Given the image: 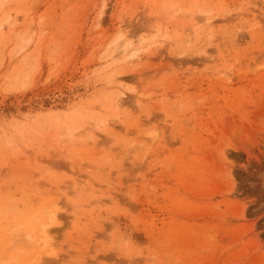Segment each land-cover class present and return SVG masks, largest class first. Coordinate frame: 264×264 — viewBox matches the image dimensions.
<instances>
[{"label":"rangeland","instance_id":"obj_1","mask_svg":"<svg viewBox=\"0 0 264 264\" xmlns=\"http://www.w3.org/2000/svg\"><path fill=\"white\" fill-rule=\"evenodd\" d=\"M0 264H264V0H0Z\"/></svg>","mask_w":264,"mask_h":264},{"label":"bare ground","instance_id":"obj_2","mask_svg":"<svg viewBox=\"0 0 264 264\" xmlns=\"http://www.w3.org/2000/svg\"><path fill=\"white\" fill-rule=\"evenodd\" d=\"M123 37V33H120L119 35H118V37L115 39V42L117 41V39L119 40L120 38H122ZM116 47L117 46H114L113 45V49H116ZM118 49L119 50H122L123 52H127L128 51V55L129 56H131V57H134V56H136L137 55V52H139V48L138 49H135V48H133V46L131 45V43H130V41H127V42H123V49H120V45L118 46ZM113 52H114V50H113ZM112 52V53H113ZM121 59H117V61H120ZM123 77H117L116 78V85H117V103L119 104V102H122L121 100H122V98H124V95H126L125 94V91L124 90H122L120 87L121 86H123L122 85V83L124 82V79H122ZM106 124L107 123H104L103 121H101L100 123H99V128H101V129H106ZM69 130V129H68ZM75 130H76V128H74L73 130H70V131H68L69 132V134L71 135V137H75V135H76V132H75ZM78 135V134H77ZM76 135V136H77ZM79 136V135H78ZM63 138V137H62ZM60 136L58 137V139H62ZM71 140V139H70ZM58 144V143H57ZM57 146V145H56ZM60 147V146H59ZM59 147L57 146V147H55V148H58L59 149ZM63 147V146H62ZM62 150V149H61ZM59 151H60V149H59ZM58 152V151H57ZM60 153H62V151L61 152H59L58 154H60ZM63 154V153H62ZM61 154V155H62ZM55 210V209H54ZM48 213H49V215H50V219H51V222L50 223H46L45 225L44 224H42L41 225V227H43L42 228V233H44L43 234V239L46 241V246L48 245L47 243H48V237H49V235H48V230L50 229L49 228V226L52 224V223H55V220H56V216H55V213L56 212H54L53 210H50V211H47ZM50 221V220H49ZM41 229V228H40ZM41 232V231H40ZM41 236V235H40ZM42 239V238H41ZM43 241V240H42ZM45 241H43V242H45ZM45 247V246H44Z\"/></svg>","mask_w":264,"mask_h":264}]
</instances>
